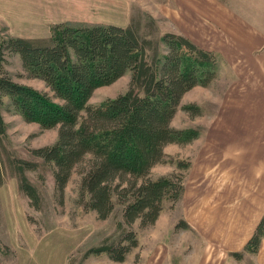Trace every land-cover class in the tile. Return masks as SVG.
<instances>
[{
    "label": "rangeland",
    "instance_id": "rangeland-1",
    "mask_svg": "<svg viewBox=\"0 0 264 264\" xmlns=\"http://www.w3.org/2000/svg\"><path fill=\"white\" fill-rule=\"evenodd\" d=\"M134 20L150 37L182 34L218 58L217 77L182 100L183 107L195 105L200 114L182 107L172 121L183 137H195L169 144L165 161L151 173L184 176V194L178 201L165 199L154 224L137 221L120 228L122 206L101 219L80 203L77 173L61 202L52 168L41 163L28 169L43 197L36 208L6 165L0 242L10 249L0 248V264H264V239L257 253L246 252L242 259L231 254L243 251L251 238L241 243L240 223L252 229L264 212L258 204L264 200V0H0V24L26 38L50 37L52 25L60 22L126 27ZM8 69L17 81L48 90L42 80L26 76L19 56L9 58ZM131 77L128 71L97 88L90 103L126 92ZM10 104L6 98L2 109L5 144L13 155L37 160L30 149L55 142L58 127L28 122ZM123 229H134L139 240L124 261L106 253L84 256L105 240H120Z\"/></svg>",
    "mask_w": 264,
    "mask_h": 264
},
{
    "label": "trees",
    "instance_id": "trees-1",
    "mask_svg": "<svg viewBox=\"0 0 264 264\" xmlns=\"http://www.w3.org/2000/svg\"><path fill=\"white\" fill-rule=\"evenodd\" d=\"M148 25L153 28L154 20ZM51 32L47 38H26L0 24V183L9 165L31 205L40 208L43 197L26 171L46 163L61 202L77 173L79 200L86 210L107 219L120 205V228L137 221L143 227L154 224L165 199H181L185 183L176 174L153 178L152 170L165 161L169 144L195 137H183L172 121L190 89L217 77V56L175 32L150 37L136 20L126 27L60 22ZM13 55L20 57L26 76L42 80L47 91L14 78L8 69ZM128 71L132 77L126 92L99 105L90 103L97 88ZM6 98L26 121L44 129L58 127L55 142L30 149L37 160L13 155L6 146ZM183 108L195 115L201 111L195 105ZM263 239L264 216L244 250L231 254L242 259L246 252L257 253ZM138 244L136 231L123 229L120 240H105L84 256L106 253L124 261ZM2 246L10 249L0 242Z\"/></svg>",
    "mask_w": 264,
    "mask_h": 264
},
{
    "label": "crops",
    "instance_id": "crops-1",
    "mask_svg": "<svg viewBox=\"0 0 264 264\" xmlns=\"http://www.w3.org/2000/svg\"><path fill=\"white\" fill-rule=\"evenodd\" d=\"M257 30V29H256ZM258 31V30H257ZM260 33V32H259ZM259 207L261 208V209H264V200L263 201H260L259 203ZM258 212H260V211H258ZM257 212V213H258ZM257 216V215H256ZM264 216V212L262 213V215L260 214L258 217H257V220H256V222H255V225L253 226V228L252 229H248V226L246 227V225H245V223L244 222H241L240 224H241V227H242V229H241V231H240V233H242V238L240 239V241H241V243H245L246 241H248V239L250 238V236H252L253 235V233L255 232V230H256V227H257V225L259 224V222H260V220H261V218ZM228 244H229V240H228Z\"/></svg>",
    "mask_w": 264,
    "mask_h": 264
}]
</instances>
